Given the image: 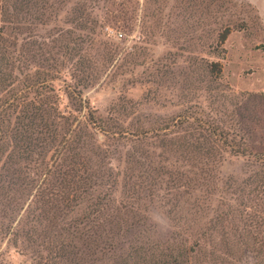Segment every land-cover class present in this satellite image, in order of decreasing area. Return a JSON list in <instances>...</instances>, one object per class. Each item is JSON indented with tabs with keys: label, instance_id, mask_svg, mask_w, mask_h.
I'll return each instance as SVG.
<instances>
[{
	"label": "rangeland",
	"instance_id": "1",
	"mask_svg": "<svg viewBox=\"0 0 264 264\" xmlns=\"http://www.w3.org/2000/svg\"><path fill=\"white\" fill-rule=\"evenodd\" d=\"M3 113L0 264H55L69 225L87 264H264V0H0ZM70 149L106 175L52 203Z\"/></svg>",
	"mask_w": 264,
	"mask_h": 264
},
{
	"label": "trees",
	"instance_id": "2",
	"mask_svg": "<svg viewBox=\"0 0 264 264\" xmlns=\"http://www.w3.org/2000/svg\"><path fill=\"white\" fill-rule=\"evenodd\" d=\"M210 5V4H209ZM207 4V6H209ZM232 31V28L227 25L225 28H223L217 35L215 43L212 45L214 48H221V46L226 41L227 37L230 35ZM210 73L219 75L220 74V67L217 63H211L210 66ZM15 110V109H14ZM33 118H32V117ZM9 117V116H8ZM29 118H32V120L39 121L38 126L42 127L41 131L38 134L40 135L45 134L47 135V138L50 139L49 142L54 143L56 131L54 134L53 125L45 123L42 116L37 115L35 116L34 113H30ZM86 121V120H85ZM82 122L84 128L89 127V125L92 127V129L98 130L99 133L102 135H108V134H114V132H111L110 129L106 128L103 123L100 120H97L96 118H91L88 120V122ZM9 119L5 118V113L0 114V126L4 127V125H8ZM30 126L35 125V121L29 122ZM7 133L3 130L0 131V142L4 141L6 138ZM65 139V138H63ZM67 143V140L65 141ZM71 154L67 159L63 160V166L65 162V168L64 174H61L63 177L60 178L59 184L62 186V189L56 193L53 194V192L50 194V201L53 203L54 201H61L65 200L67 203L77 202L78 200L84 198L85 196H90L92 193V190L97 187H100V184L102 183L103 177L106 175L103 171L96 169H90L88 168V163L86 162H79L77 159L78 153L72 152L70 149ZM79 162V163H78ZM82 164V174L85 175V177L80 178L78 176V173L81 172L79 164ZM107 172V171H106ZM108 176H110L107 173ZM52 187L54 185L52 184ZM77 200V201H76ZM97 201H95L93 204L92 209L88 210L86 209L83 214H81L80 220H86V221H92L97 223L98 231L100 230V233L97 235V239L100 240L102 245L107 244L105 240L112 239L113 232H104V225L109 224H117L119 221L123 223L120 219V212L117 209H107L106 207H102L100 202L105 201L104 198H96ZM49 202V199L46 201ZM67 211H69V208H67ZM64 216V214H63ZM79 221V218L77 220L73 219L71 222ZM120 230V228H117ZM63 230V229H62ZM104 232V234H103ZM64 233V241L60 243L56 248L53 250V254L55 255V258H53V262L55 264H87L90 260L85 258V255L83 252L77 248L76 242L81 240L83 233L76 230V227H72L69 225L66 229L63 230ZM123 235V234H122ZM117 236V235H116ZM121 237V235H120ZM125 264V263H123Z\"/></svg>",
	"mask_w": 264,
	"mask_h": 264
}]
</instances>
